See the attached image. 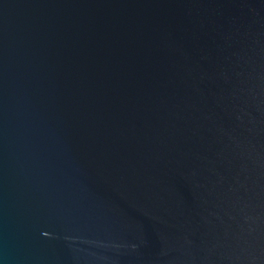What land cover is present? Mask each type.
I'll return each instance as SVG.
<instances>
[{"label":"water","instance_id":"1","mask_svg":"<svg viewBox=\"0 0 264 264\" xmlns=\"http://www.w3.org/2000/svg\"><path fill=\"white\" fill-rule=\"evenodd\" d=\"M0 264H264V0H0Z\"/></svg>","mask_w":264,"mask_h":264}]
</instances>
